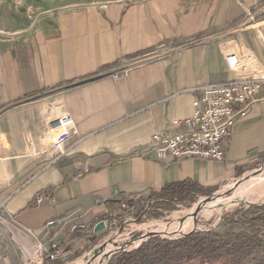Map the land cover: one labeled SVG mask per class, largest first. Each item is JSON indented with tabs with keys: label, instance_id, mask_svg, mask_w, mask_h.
<instances>
[{
	"label": "crops",
	"instance_id": "1",
	"mask_svg": "<svg viewBox=\"0 0 264 264\" xmlns=\"http://www.w3.org/2000/svg\"><path fill=\"white\" fill-rule=\"evenodd\" d=\"M223 41L251 53L253 75L264 76V0H88L0 32V210L12 225L2 234L10 233L20 253L42 244L48 263L58 243L63 251L52 263L72 264L109 232L96 230L109 219L107 210L119 220L163 217L215 195L264 155V100L224 140L222 161L145 151L155 132L193 127V87L233 77ZM160 46L161 58L124 77L110 75ZM67 114L77 133L57 154L52 144L63 131L57 121ZM50 220L56 223L46 229ZM216 259L227 262L224 254Z\"/></svg>",
	"mask_w": 264,
	"mask_h": 264
},
{
	"label": "rangeland",
	"instance_id": "2",
	"mask_svg": "<svg viewBox=\"0 0 264 264\" xmlns=\"http://www.w3.org/2000/svg\"><path fill=\"white\" fill-rule=\"evenodd\" d=\"M84 1L88 0H0V32H13L22 27L29 26L35 17L48 9ZM157 50H159L160 56L154 58H161L165 55L166 47L163 46ZM136 66H138V64L133 60H127L113 68L110 75L114 77L112 75L113 73L122 71L127 72V75L131 68ZM256 175L259 177L257 178ZM255 178L257 179L254 181L250 180ZM215 195H219L220 198L216 200L217 203L214 208H208L207 211L204 209L208 203L200 206L202 203L201 201L207 199V197H205L199 199L192 205L178 207L177 209L164 214L163 217H147L144 221L135 220L133 217H131V219L124 218V220L118 221L115 227L110 228L109 232L101 236L86 254H78L73 260L75 262L72 264H91L98 257H100L99 264H101L100 262L103 259L104 262L102 264H105V261L107 260L106 257L120 248L125 247L126 249L122 251H130L141 247L144 243L157 239L158 242H153L151 246L154 247L159 244V242H163V245H165L166 241L182 239L187 236L185 234H190V232L211 231L213 233L224 234L230 231L238 233L239 217H234V219L230 221L225 220L224 217L231 214L241 205H249V203H253L252 205H258L264 203V155L261 156V158L246 173L239 176L237 179L226 183ZM236 201V204L228 206ZM192 210L197 211L191 215L193 223L182 227L181 225L185 222L187 212ZM9 228L11 229L12 225L8 219L0 213V240L3 241L2 245L4 250L13 257V260H11L12 264H24L25 259L28 258L26 250L30 249L31 246L28 245L24 246V248L22 247V252L20 253L19 249H17V245L12 241L13 237L10 233H4L7 236L2 234L3 230L9 231ZM169 228H177V232L168 233L167 229ZM193 237L195 238L196 235ZM199 237L201 238L202 235ZM34 243L35 242H33V244ZM29 246L30 248H28ZM224 255L227 257L226 263L228 264L232 263L233 259L236 258L233 255ZM42 256L43 254L41 251V260H38L37 257H35L34 260H29V258L28 260L31 262L36 261V263L33 264H42ZM85 257L88 258V261L85 260ZM215 260L212 259V261L209 262L204 259L203 256H200L191 261L185 260L181 264H226L225 261L223 263V260ZM43 264L53 263L52 260L47 263L44 258Z\"/></svg>",
	"mask_w": 264,
	"mask_h": 264
},
{
	"label": "built area",
	"instance_id": "3",
	"mask_svg": "<svg viewBox=\"0 0 264 264\" xmlns=\"http://www.w3.org/2000/svg\"><path fill=\"white\" fill-rule=\"evenodd\" d=\"M220 47L225 54L227 67L233 77L193 87L194 113L188 119L193 127L172 135L157 131L145 151H153L163 159L171 156L176 159L204 158L222 161L225 158L224 140L232 135L239 119L248 115L251 106L259 100H264V98L258 97L264 83V76L253 75L249 65V60L252 58L251 53L242 54L230 41L221 42ZM158 56H160V52L155 50L131 60L139 65ZM126 73L122 71L112 75L118 78ZM57 122L63 131L53 142L52 148L57 154H64L65 142L71 134L77 133V130L71 115H63ZM42 201L43 195H39L37 202ZM122 207L126 208L127 204L123 203ZM0 213H2L1 210ZM106 214L109 215V219L104 220L105 226L115 227L120 220L111 210H107ZM125 219H131V217L126 216ZM55 223V220H50L46 223L45 228L47 229ZM39 247L43 252L42 244ZM52 248L54 251L50 253L49 258L54 261L61 255L63 246L53 243ZM0 264L11 263L0 253Z\"/></svg>",
	"mask_w": 264,
	"mask_h": 264
},
{
	"label": "trees",
	"instance_id": "4",
	"mask_svg": "<svg viewBox=\"0 0 264 264\" xmlns=\"http://www.w3.org/2000/svg\"><path fill=\"white\" fill-rule=\"evenodd\" d=\"M234 217H239L238 233L192 232L182 239L166 241L165 245L159 242L154 247L151 245L158 239L151 240L137 249L115 254L109 264L117 260L118 264H134L137 261L146 262L142 264H170L191 261L200 256L206 260L216 259L223 254L235 256V264H241L245 260L243 258L250 257L254 251L261 253L254 264H264V204L241 205L224 219L230 221ZM195 235L197 238L193 237Z\"/></svg>",
	"mask_w": 264,
	"mask_h": 264
},
{
	"label": "bare ground",
	"instance_id": "5",
	"mask_svg": "<svg viewBox=\"0 0 264 264\" xmlns=\"http://www.w3.org/2000/svg\"><path fill=\"white\" fill-rule=\"evenodd\" d=\"M256 177L258 178L259 176H257L256 175ZM257 178H255V179H250V180H252V181H254V180H256ZM250 183V182H249ZM220 198V197H219ZM219 198H217V199H219ZM217 199H215V200H213V201H211V202H209L208 203V205H206L205 206V211H207V209L208 208H214V206L216 205V203H217ZM237 203V201L236 202H234V203H231V204H229L228 206H230V205H234V204H236ZM196 210H192V211H189V212H187V214H186V216H185V222L183 223V225H181L182 227L184 226H186V225H188V224H191V223H193V219H192V217H191V215H193V213L195 212ZM185 213V212H184ZM176 215V214H175ZM179 215V214H178ZM177 215V216H178ZM177 220V219H176ZM180 223V222H179ZM193 228V227H192ZM191 228V229H192ZM163 229V228H162ZM190 229V230H191ZM182 230V229H181ZM185 230V229H184ZM166 231V230H165ZM164 231V232H165ZM167 232L168 233H175V232H177V228H169V229H167ZM187 232V231H186ZM177 234V233H176ZM27 242V241H26ZM28 248H30V247H28ZM26 252H27V256H28V258H29V260H34V258L35 257H37V259L38 260H41V251H40V247L39 246H32L30 249H27L26 250ZM106 256V255H105ZM107 258V257H106ZM94 260V259H93ZM92 260V261H93ZM99 261H100V257H98V258H96L91 264H99ZM91 262V261H90ZM104 262V259L103 260H101V264ZM86 264V263H85ZM90 264V263H89Z\"/></svg>",
	"mask_w": 264,
	"mask_h": 264
},
{
	"label": "water",
	"instance_id": "6",
	"mask_svg": "<svg viewBox=\"0 0 264 264\" xmlns=\"http://www.w3.org/2000/svg\"><path fill=\"white\" fill-rule=\"evenodd\" d=\"M217 198H219V195H215V196L213 195V196H211V197H207V199L201 201L202 203H201L200 206H202L203 204L209 203V202H211V201H213V200H215V199H217ZM252 204H253V203H249V205H252ZM261 204H264V203H261ZM197 211H198V209H197ZM197 211H195V212H197ZM104 228H105V223H104V222H101V223L96 227V230H97V231H100V230H103ZM190 233H191V232H190ZM188 234H189V233H187V234H185V235H188ZM124 249H126V248H125V247H124V248H120V249H118V250L112 252L111 254H109V256L107 257V260L105 261V264H109L110 261H111V259H112V257H113L115 254L121 252V251L124 250ZM85 260L88 261V258L85 257Z\"/></svg>",
	"mask_w": 264,
	"mask_h": 264
}]
</instances>
